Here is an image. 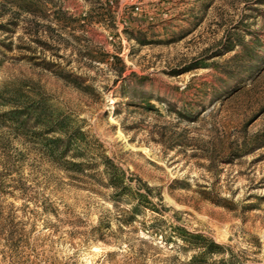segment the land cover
I'll return each instance as SVG.
<instances>
[{
	"label": "rangeland",
	"instance_id": "obj_1",
	"mask_svg": "<svg viewBox=\"0 0 264 264\" xmlns=\"http://www.w3.org/2000/svg\"><path fill=\"white\" fill-rule=\"evenodd\" d=\"M0 264H264V0H0Z\"/></svg>",
	"mask_w": 264,
	"mask_h": 264
}]
</instances>
